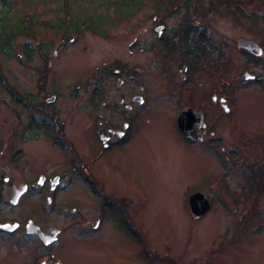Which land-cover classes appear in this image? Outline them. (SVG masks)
Wrapping results in <instances>:
<instances>
[{
    "label": "rangeland",
    "instance_id": "1",
    "mask_svg": "<svg viewBox=\"0 0 264 264\" xmlns=\"http://www.w3.org/2000/svg\"><path fill=\"white\" fill-rule=\"evenodd\" d=\"M62 5L11 6L15 19L31 17L34 32L17 38L9 56L0 54V217L60 229L55 249L64 264H166L143 251L169 264H264V25L243 18L264 16V0H140L122 20L114 0H71L75 15L108 21L105 36L85 29L69 38L43 25L62 15ZM186 29L201 55L195 61L185 55ZM240 40L261 54L242 50ZM134 94L145 103L135 105L139 128L130 144L95 161L97 132L124 120L118 99L131 104ZM185 101L208 114L200 144H186L177 132ZM31 123L44 128L30 132ZM45 124L54 127L52 137ZM90 164L102 203L84 183ZM43 174L64 176L56 206L33 188L10 203L11 186L36 185ZM194 191L211 202L197 221L187 203ZM73 203L90 216L73 214L66 207ZM100 210L103 225L93 233L88 218ZM41 252L17 236L2 247L0 264H30Z\"/></svg>",
    "mask_w": 264,
    "mask_h": 264
},
{
    "label": "flooded vegetation",
    "instance_id": "2",
    "mask_svg": "<svg viewBox=\"0 0 264 264\" xmlns=\"http://www.w3.org/2000/svg\"><path fill=\"white\" fill-rule=\"evenodd\" d=\"M118 84L121 85V81H118ZM139 95V94H138ZM138 95H133L131 98V104L127 103L124 98H119L118 103L119 105L123 106V108H116L118 112H120L124 120L120 123L117 124L116 127H107L104 126V128H100V130L97 132V137H98V142L100 143V150L99 154H97L95 161H97L100 157L103 155L109 154L111 150H113L115 147L118 146H126L130 144L131 138L133 137L134 133L138 130L139 126H135V121H134V112L136 110L135 105L137 104L138 107H142L143 104L145 103V100L141 96L140 99L136 100L134 97ZM212 101L215 102L216 98L212 96ZM186 102V101H185ZM189 109L192 113H196L201 115L200 117H196L195 119L192 120L191 122V128L193 131V134L196 138L195 140L190 141L187 140L182 132L180 131L177 121H175L176 129L180 137L183 139V141L188 144V145H195V144H200L204 140V133L207 132V117L208 114L203 108H197L194 107V105H191L190 102H186L181 106V109H178V116L183 110ZM100 125H102V122H98ZM109 123H107L108 125ZM203 124V126H202ZM213 133V132H211ZM213 139V138H212ZM91 166V167H90ZM89 167L83 168V178H84V183L87 186L88 189L91 190L92 195L95 198H99L101 203L105 199L104 191L102 187L100 186L94 168H92V165L90 164ZM57 177V182L54 184L52 183L54 178ZM42 178V181L40 183L39 179ZM8 178L3 177L4 183L8 182ZM64 183V176L61 174H51L49 176L43 175H37L35 179V184L34 181H24L22 182L18 187L11 186V197L15 193V191L20 188L21 186L26 187V191L22 193L16 204L21 200V198L27 194L29 191L36 189L38 191H47L49 194L45 196L46 202L52 206H56V201L53 203V200L55 199L56 192L60 190L61 187H63ZM33 188V189H32ZM1 192V191H0ZM193 193H200L198 191H194L189 194V196ZM204 194V193H202ZM188 196V197H189ZM205 198L208 200L209 205H210V200L206 195L204 194ZM188 203V199H187ZM66 207H71V212L73 214H76L78 212L79 215H84V216H90L89 211H82L81 212V207L78 204H70L67 205ZM104 207L101 205V208ZM189 207V205H188ZM210 209V207H209ZM190 211V208H189ZM209 211V210H208ZM208 211L205 213L207 214ZM191 214V211H190ZM205 214L199 218H194L192 216V220L197 221L200 220L202 217L205 216ZM89 227L91 232H97L101 227H102V220H103V212L102 210L99 211L98 215L89 217ZM31 221L36 227L37 231L35 232H27L26 231V224ZM13 225L17 224L14 228H3L0 227V251L2 247H7V243L10 239H14V237L18 236V240L24 241V240H31L34 243L37 244L38 248L42 251L40 255L35 256L33 259H31L30 264H64L63 260L60 258L58 251H56V246L59 243L60 236L62 234V231L58 228H56L53 225L48 226L47 228H43L42 225L39 223H34L32 219H26L23 221H20L19 219H7V218H1L0 217V225ZM102 224V225H101ZM52 229L56 230L55 233H52ZM66 240V239H65ZM47 241V242H46ZM143 251V250H141ZM145 258H149L150 260H156L157 262L161 261L166 264H169V262H166L165 260L161 259H155L151 253L143 251L142 253ZM4 261V260H3ZM6 261V260H5Z\"/></svg>",
    "mask_w": 264,
    "mask_h": 264
},
{
    "label": "trees",
    "instance_id": "3",
    "mask_svg": "<svg viewBox=\"0 0 264 264\" xmlns=\"http://www.w3.org/2000/svg\"><path fill=\"white\" fill-rule=\"evenodd\" d=\"M15 0H0V54L9 56L11 54L12 46L14 41L19 37H28L31 36L33 23L31 17L27 18L30 19L29 21H24L23 18H14V15L11 11L12 3ZM41 2L45 3L47 0H40ZM71 0H62V15L58 17L54 22H43V25L52 30L54 33H59L65 38L72 37L75 33H81L85 29L91 31L92 33L105 36V27L107 26L108 19L102 17L99 14H92L88 17H80L75 15L72 9H69V3ZM78 1V0H77ZM85 3H93V2H107L109 0H79ZM164 2V0H163ZM140 0H114V11L116 12V17L119 20L128 19L130 18L139 8ZM237 12L239 10H233ZM243 18L247 20V22L251 23L252 25H256L257 23H262L264 25V16L258 14H249L243 15ZM107 19V20H106ZM191 32L190 29H186L183 31L182 35L180 36L182 42L184 43L185 55L192 60H197L201 57L199 50L197 49V45L191 44L188 41V34ZM202 38V37H201ZM23 51L27 58H30L31 55V48L28 43L23 44ZM3 82V80H2ZM4 83V82H3ZM1 84V79H0ZM10 95L12 96L13 100L17 103H21L23 100L18 97L13 90L8 89ZM45 132L47 133L48 137H52L53 128L52 126L44 125ZM44 127L42 124L39 123H31L29 125L30 132L33 131H40Z\"/></svg>",
    "mask_w": 264,
    "mask_h": 264
},
{
    "label": "water",
    "instance_id": "4",
    "mask_svg": "<svg viewBox=\"0 0 264 264\" xmlns=\"http://www.w3.org/2000/svg\"><path fill=\"white\" fill-rule=\"evenodd\" d=\"M238 45L241 49L245 50L247 53H249L253 56H259L261 54V49L252 41L240 40L238 42ZM244 77L246 79L251 78V76H249L247 74H245ZM140 98H141L140 96L134 97V99H136V100H138ZM219 103L224 108V110H227L226 106L223 103V99H220ZM200 116L201 115H199V114L192 113L189 109L183 110L180 113V115L178 116V118H177L178 127L187 140H190V141L195 140L194 138H196V137L193 134V131L191 128V122L193 119H195L196 117H200ZM202 126H203V124H202ZM41 181H42V178L39 179L38 183H40ZM56 182H57V177L54 178L52 183L55 184ZM25 191H26L25 186H21L19 189H17L15 191V193L12 195L10 203L12 205H15L18 201L19 196L22 193H24ZM188 205H189L191 214L194 218H199L202 215H204L209 210V207H210L208 200L205 198L204 194H202V193L191 194L188 197ZM6 225H9V224H6ZM9 226L10 227H8V228L12 229L15 226H17V224H13V225H9ZM26 231L27 232H35V231H37V227L31 221H29L26 224ZM51 232L55 233L56 230L52 229Z\"/></svg>",
    "mask_w": 264,
    "mask_h": 264
},
{
    "label": "snow or ice",
    "instance_id": "5",
    "mask_svg": "<svg viewBox=\"0 0 264 264\" xmlns=\"http://www.w3.org/2000/svg\"><path fill=\"white\" fill-rule=\"evenodd\" d=\"M0 227L8 228L10 227L9 225H0ZM47 242V241H46Z\"/></svg>",
    "mask_w": 264,
    "mask_h": 264
},
{
    "label": "bare ground",
    "instance_id": "6",
    "mask_svg": "<svg viewBox=\"0 0 264 264\" xmlns=\"http://www.w3.org/2000/svg\"><path fill=\"white\" fill-rule=\"evenodd\" d=\"M243 50V49H242ZM245 51V50H244Z\"/></svg>",
    "mask_w": 264,
    "mask_h": 264
}]
</instances>
